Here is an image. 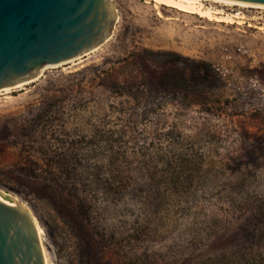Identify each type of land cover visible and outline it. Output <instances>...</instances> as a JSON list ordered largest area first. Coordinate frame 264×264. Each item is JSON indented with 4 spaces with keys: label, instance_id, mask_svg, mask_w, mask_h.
I'll return each mask as SVG.
<instances>
[{
    "label": "rangeland",
    "instance_id": "rangeland-1",
    "mask_svg": "<svg viewBox=\"0 0 264 264\" xmlns=\"http://www.w3.org/2000/svg\"><path fill=\"white\" fill-rule=\"evenodd\" d=\"M164 1L105 0L104 44L0 91L46 264H264V8Z\"/></svg>",
    "mask_w": 264,
    "mask_h": 264
},
{
    "label": "water",
    "instance_id": "water-1",
    "mask_svg": "<svg viewBox=\"0 0 264 264\" xmlns=\"http://www.w3.org/2000/svg\"><path fill=\"white\" fill-rule=\"evenodd\" d=\"M114 21L105 0H0V91L98 48ZM0 264H45L34 218L17 197L1 191Z\"/></svg>",
    "mask_w": 264,
    "mask_h": 264
},
{
    "label": "bare ground",
    "instance_id": "bare-ground-1",
    "mask_svg": "<svg viewBox=\"0 0 264 264\" xmlns=\"http://www.w3.org/2000/svg\"><path fill=\"white\" fill-rule=\"evenodd\" d=\"M202 1L203 0H165L164 3L167 7L173 8L174 10L176 9L179 12L193 14V15L196 14V15H200L202 17H206L209 20L210 19L214 20L215 18L213 16L217 13L210 11V10H203L202 4H201ZM211 1H215V2H218L220 4H226V5H239V6L247 7V8H264V5L237 2V1H232V0H211ZM237 16H238V14L235 15L234 17H237ZM46 67H48V66H46ZM46 67H43V68H46ZM26 84H28V83L18 85L15 88H19V87L26 85ZM12 89H14V88H12ZM9 90H10V88L2 90V91L7 92ZM43 257H44V261H45L44 254H43ZM45 264H46V262H45Z\"/></svg>",
    "mask_w": 264,
    "mask_h": 264
}]
</instances>
